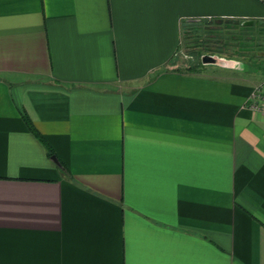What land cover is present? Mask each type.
Segmentation results:
<instances>
[{"label": "crops", "instance_id": "obj_1", "mask_svg": "<svg viewBox=\"0 0 264 264\" xmlns=\"http://www.w3.org/2000/svg\"><path fill=\"white\" fill-rule=\"evenodd\" d=\"M211 17L264 0H0V264H264V75L178 61Z\"/></svg>", "mask_w": 264, "mask_h": 264}, {"label": "trees", "instance_id": "obj_2", "mask_svg": "<svg viewBox=\"0 0 264 264\" xmlns=\"http://www.w3.org/2000/svg\"><path fill=\"white\" fill-rule=\"evenodd\" d=\"M232 20H236V25L233 23ZM196 21V20H195ZM203 21L204 25L201 28V33L199 36L196 34H192L189 32L186 23H183V40L184 45L189 47L188 51L193 55L192 57L198 58L197 60H192L189 62V65L186 67L188 71H198L200 70V66L203 63L201 57V53L203 52L204 48H207L208 41L212 39V36H219V42L223 45H227V40L235 42L234 45H237L241 48H250L253 46L262 45V53L258 56L260 57V67L263 69L264 72V18H228V17H211V18H198L197 22ZM232 21V22H231ZM214 23V24H213ZM214 26H210V25ZM208 25V26H207ZM236 26L234 28L231 27ZM187 29V30H186ZM188 31V32H184ZM221 40V41H220ZM237 42V44H236ZM232 46V44H230ZM254 57V56H251ZM247 69H251V66L255 65V63H247ZM245 65V67H246ZM264 74V73H263ZM23 118L29 129L40 139L44 142L45 146L47 147L48 154H53V150L50 145L44 140L42 135L34 128L33 124L31 123L28 116L23 113Z\"/></svg>", "mask_w": 264, "mask_h": 264}, {"label": "rangeland", "instance_id": "obj_3", "mask_svg": "<svg viewBox=\"0 0 264 264\" xmlns=\"http://www.w3.org/2000/svg\"><path fill=\"white\" fill-rule=\"evenodd\" d=\"M235 19V18H233ZM233 23H235L234 25H236V20H232ZM231 21V22H232ZM196 21L193 22H189L186 21V26L188 27L189 32H192V34H196L197 36L200 35L201 28H203L202 26H206L204 25L203 21H199L198 23H196ZM214 24V23H213ZM208 26V25H207ZM210 26H214V25H210ZM232 28L236 27V26H232ZM237 28V27H236ZM187 30V29H186ZM184 32H188V31H184ZM219 36H212V39L209 40L207 48L203 49V52L201 53V55L199 56V58L203 55V54H209L212 55L213 57H215V62L222 64V65H231V66H236L234 64V61H240L242 65H246L247 63H255V65L251 66V69H247V65L245 67L246 71H250L251 74H255L256 76H261L264 75L263 73V69L260 67V57L258 56V54L260 55L263 51V46L262 45H258V46H253L248 48H241L237 45H234L235 42L232 41H228L227 40V45H223L221 42H219ZM221 41V40H220ZM230 44H232V46H230ZM237 44V42H236ZM187 46L184 45V40L182 41V45L181 48L179 49V51H177V56H178V61L182 64L185 65V62H191L192 60L195 59V57H192L193 55H191V53L188 51ZM254 56V57H251ZM198 58H196L195 60H197ZM191 60V61H190ZM192 63V62H191ZM203 64H201L202 66ZM200 66V67H201ZM203 68V67H201Z\"/></svg>", "mask_w": 264, "mask_h": 264}, {"label": "built area", "instance_id": "obj_4", "mask_svg": "<svg viewBox=\"0 0 264 264\" xmlns=\"http://www.w3.org/2000/svg\"><path fill=\"white\" fill-rule=\"evenodd\" d=\"M249 106L264 111V80L254 85L249 98Z\"/></svg>", "mask_w": 264, "mask_h": 264}, {"label": "water", "instance_id": "obj_5", "mask_svg": "<svg viewBox=\"0 0 264 264\" xmlns=\"http://www.w3.org/2000/svg\"><path fill=\"white\" fill-rule=\"evenodd\" d=\"M201 59L204 63L215 62V60H216L215 57H213L212 55H209V54H203L201 56ZM51 157L57 164H59V161L55 155H52Z\"/></svg>", "mask_w": 264, "mask_h": 264}, {"label": "clouds", "instance_id": "obj_6", "mask_svg": "<svg viewBox=\"0 0 264 264\" xmlns=\"http://www.w3.org/2000/svg\"><path fill=\"white\" fill-rule=\"evenodd\" d=\"M234 64L238 67V68H242L241 62L240 61H234Z\"/></svg>", "mask_w": 264, "mask_h": 264}]
</instances>
